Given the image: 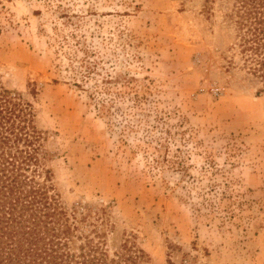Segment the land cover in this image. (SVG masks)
<instances>
[{"label":"rangeland","instance_id":"374dc122","mask_svg":"<svg viewBox=\"0 0 264 264\" xmlns=\"http://www.w3.org/2000/svg\"><path fill=\"white\" fill-rule=\"evenodd\" d=\"M233 3L0 0V92L31 106L73 252L264 264V80Z\"/></svg>","mask_w":264,"mask_h":264},{"label":"trees","instance_id":"16d2710c","mask_svg":"<svg viewBox=\"0 0 264 264\" xmlns=\"http://www.w3.org/2000/svg\"><path fill=\"white\" fill-rule=\"evenodd\" d=\"M228 17L236 32L232 47L264 80V0H234ZM101 110L109 113V106L103 104ZM40 140L30 104L1 91L0 264H122L123 257L109 259L95 245L81 247L80 253L71 250V227L51 194L49 170L39 181Z\"/></svg>","mask_w":264,"mask_h":264}]
</instances>
